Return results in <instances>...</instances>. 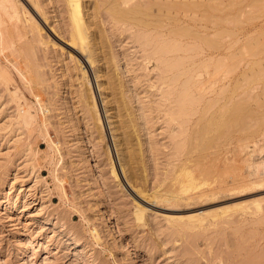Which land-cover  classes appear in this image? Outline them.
I'll return each instance as SVG.
<instances>
[{"label":"rangeland","instance_id":"rangeland-1","mask_svg":"<svg viewBox=\"0 0 264 264\" xmlns=\"http://www.w3.org/2000/svg\"><path fill=\"white\" fill-rule=\"evenodd\" d=\"M20 2L32 12L41 28L40 37L47 43L41 46L40 43L32 42L37 50L32 59L37 65L35 70L42 72L38 77L42 82L36 86L41 105L37 101L38 97L35 99L24 87L11 67L7 68L4 61L3 65L0 64V264H264V209L256 214L250 205L255 199L264 200V181L254 182L253 179L242 182L240 179L248 177L245 164L264 157V125L257 128L255 133H236L234 137L230 135L232 139L229 136L217 139L219 141L216 143L220 144L217 148L214 144L202 152L192 149L191 159L196 158L204 168L210 167H207V173L211 171L208 175H198L200 180L196 178L199 187L190 190L199 194L196 200L182 201L176 205L154 202L153 196L158 192L161 194L168 187H177L172 181L173 170L183 151H175L174 147L183 138L177 136L181 129L177 124L166 122L167 118L159 109V101H156L158 95L154 88L149 87L152 84L150 80L153 79L155 83L154 79L158 78L153 62L145 66L142 53L137 44L130 41L129 33L119 31L102 13V28L111 50L106 49L110 53L109 57L115 59L118 76L125 85V99L130 106L132 104L130 112L135 121L134 128L139 139H142L143 164L133 163L135 168L132 163L125 165V174L132 180L131 184L143 188L142 191L148 195L146 200H139L123 178L106 122L105 140L99 137L91 118L86 116L84 107L78 102V94L83 86L80 85L78 62L74 60L77 54L68 41L63 2L39 0L40 9L45 10L41 16L37 15L31 1ZM236 6L239 7L238 4L231 5V10L236 9ZM262 18L264 16L257 21H263ZM6 35L4 33L7 42ZM4 40L1 43L4 44ZM29 45L16 47L21 51ZM249 58L252 60L248 56L244 62H248ZM244 68L250 70L248 64ZM256 68L249 75H257ZM263 78L264 75L260 79H253L254 83L247 82L249 85H258L249 97L260 93L259 98H262ZM248 84L246 87L249 88ZM16 88L20 91L18 95L24 96L23 99L11 95ZM134 95H137L138 100ZM12 97L14 99L11 100ZM24 101L29 103L34 115L33 120L25 124L21 119L22 113L18 112ZM254 102L255 98L248 105L258 111V103L256 105ZM157 103L158 106L155 105ZM99 105L102 110L100 102ZM145 106L147 114L143 110ZM44 118L49 122L48 135L41 125V119ZM193 125L194 122L186 123L185 127L189 130L181 143L188 142ZM237 138L246 140L243 143L238 140L237 143ZM49 140L56 143L57 147ZM107 140L118 178H114L109 170L105 154ZM205 175L209 177L208 180L204 178ZM234 178L241 182L232 183ZM60 181L64 183L63 188L60 187ZM233 184L242 186L234 189ZM224 185H227L225 190ZM212 193L215 195L212 196ZM137 204L146 209L144 222L134 217ZM233 206L247 208L230 211L228 218H220L219 221L208 217L207 223L204 221V230H182L166 221L168 215L210 213L213 210L219 212L222 207ZM93 229L98 233V240L93 236Z\"/></svg>","mask_w":264,"mask_h":264},{"label":"bare ground","instance_id":"bare-ground-1","mask_svg":"<svg viewBox=\"0 0 264 264\" xmlns=\"http://www.w3.org/2000/svg\"><path fill=\"white\" fill-rule=\"evenodd\" d=\"M27 1H31L32 7L35 9L37 15H43V11L45 10L42 11V9H40L39 0ZM61 1L63 2V7H65L64 12H66L67 15V25H65L67 26L68 41L73 52L75 51L74 53L77 54V58H74V60L76 59V62H78L79 74L81 75L79 76L81 78L80 85L83 86V90L78 94V102L84 107L87 113L86 116L91 118L100 134V136H98L105 140L106 134L104 130L106 129H104V122H106L121 173L123 172V178L128 186L133 189V193H135L139 200H146L148 197V195L143 192L144 190L142 191L143 188L139 189L138 186L131 184L132 180L125 174L126 164L129 165V163H132L131 165H133L134 163L139 165L140 162L143 164L142 139H139L137 131L134 128L135 125L133 122L135 121L130 112L132 104L130 106L128 104L129 101L125 99V97L127 98V96L124 95L125 85H123V81L121 82L118 76L117 71L119 70L115 68V59L111 56L109 57L110 53L107 51V49H111L108 47L107 35L102 28V13H104L110 24L120 29L119 31L122 33L124 31L129 33L128 37L132 39L130 41H132L133 44H137L139 52L142 53L141 57L145 66L153 62V69L155 68L158 71V75L155 70L151 69L156 72L158 78L154 79L156 80L155 83H153V79H147L148 82L149 80L152 81L149 87L154 88L156 91V93H154L158 95L156 96L158 100H155L157 102L159 101V109H162L164 116L167 118L166 122L169 124H177L178 128L181 129V132L179 131L180 134L176 132L177 136L179 135L178 137H183L185 139L189 130L187 129L188 125L185 127L186 123L194 122L193 127H190L191 130L188 142L183 141L181 143L180 141L183 140L182 138L179 140V143L177 142L175 144L176 148L174 147L175 151H183L182 157L173 170L172 181L173 184H177V187H172L171 189L168 187V190H165L164 193L161 194L156 192L157 194L155 193L156 195L153 196V201H157V203H174L176 205L178 202L196 200L197 197H200L198 196L199 194H194V190H190L199 187L196 183V178H198V175L207 173L208 166L204 168L203 164H198L199 162L195 157H193L195 158L194 160L191 159L192 152H194V150L202 152L214 144H216L217 148L220 144L216 142L224 136L226 138L229 136L232 139L230 135H236V133L245 134L249 131L255 133L257 128L264 125V81L261 82L263 99L259 98L261 97L259 92L260 96L259 94H254L256 97L254 95H252V98L249 97L253 94L251 92L256 90L258 86L257 84H249L253 81L255 82L253 79H260L264 75V20L257 21L261 16H264V0ZM234 4H238L239 7L236 6V9L232 8L231 10L230 7ZM35 20L32 12L27 10L20 0H0V43L1 41L3 42L5 38L4 33H7L6 36L8 37L7 42L4 40V44L1 43L2 45H0V64L4 61L7 68L11 67L24 87L34 95L35 99L38 97V101L40 94L36 86L38 87L42 82L39 79L42 72L40 73V70H35L36 64L33 62V58L36 56L35 52L37 50L35 51L36 45L32 42H36L38 45L40 43L42 44L41 46H43L44 42L40 37L42 33L41 28ZM27 34L31 37L27 36ZM24 41L25 47L26 44L28 46V43L31 45L20 51L16 46H19L17 44L22 42L19 46L20 48ZM46 43L47 42L44 44ZM24 45H22V47ZM22 51L23 53L21 55ZM139 52L137 51V53ZM248 56L251 57L252 60L249 58L248 62H244L245 58ZM33 64L34 68H32ZM247 64L250 70L244 68ZM23 65L26 67H23ZM256 67L258 68L257 75L254 74L253 77L250 74L251 77L248 78V76H250L249 73ZM24 68H26V70ZM37 68L38 67H36V69ZM148 72L146 73L148 74ZM7 75L9 76V74ZM247 82H249V84ZM247 84L250 86L249 88L246 87ZM125 88L127 89V87ZM18 92L20 91L16 88L14 92H11V95H14L18 99H23L24 96L22 94L19 96ZM155 94H153V97ZM134 96L137 98V95ZM135 97L134 99H136ZM253 98H255V101L258 103L257 105V103L254 102V104L257 105L256 108L258 111L251 109L248 105L253 103ZM12 99H14V97H12L11 100ZM131 99L133 98H130V100ZM98 101L101 103L102 110L100 109ZM247 101L250 103H247ZM41 104L42 103H40V105ZM155 105L158 106V103ZM20 107V111L18 110V112L19 114L20 112L22 113L21 119L23 118L24 120L23 124H25V122L30 123L34 117L31 113V106L27 101H24V105H20ZM143 110L146 111V106ZM192 117H195V119L193 120ZM46 119H41V125H43L42 127L44 128L45 134L48 135L47 125L49 122L46 121ZM26 125L29 124L26 123ZM181 127H183V129ZM235 135H233V137ZM175 138L177 139V137ZM238 140L243 143V140L246 139L237 138V143H239ZM49 141L57 147L56 143L52 140ZM223 141H225V139H223L222 142ZM227 143H229V141ZM236 147L239 148V146ZM105 151L109 161V170L114 178H118L114 161H112V149L110 145H108V140L106 142ZM176 155L177 154H175V156ZM179 155L181 154L179 153ZM203 157L202 160H204ZM226 160L223 161L226 162ZM225 162L223 164H225ZM245 166L248 170V177L240 178L242 182L252 181L253 179H255L253 180L254 182L264 181V157L255 162L253 161V163H247ZM209 172L211 171L208 170V173ZM205 177L207 178L206 175L204 178ZM208 179L209 177L207 180ZM234 181L239 184L236 182L239 180H235L234 178L232 183H234ZM239 182H241V180ZM60 184V187L63 188V181H60ZM226 186L227 185H224L223 189ZM241 186L233 184L234 189ZM227 187H229V184ZM230 187L232 186L230 185ZM217 189L218 188H216V190ZM211 192L215 193L216 191ZM214 193H212V196L215 195ZM200 195L202 197L201 193ZM203 197L205 196L203 195ZM262 202L260 198L259 200L255 199L250 202L252 211H256V214L257 212L263 211L264 203ZM242 207H222L219 212L213 210V212L210 211V213H205V211L181 215H168L166 216V221L172 227H177L182 230H195L201 228L204 230L208 217H211L210 219L213 220L228 218V213L230 211H235L238 208L241 210L245 209ZM134 208L135 219L144 222L146 209L143 205L139 204ZM211 222L213 221L211 220ZM178 231L180 232V230ZM97 235L98 233L93 229V236L95 239L99 238Z\"/></svg>","mask_w":264,"mask_h":264}]
</instances>
